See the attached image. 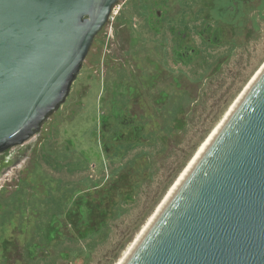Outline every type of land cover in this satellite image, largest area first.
Returning <instances> with one entry per match:
<instances>
[{"label": "rangeland", "instance_id": "obj_1", "mask_svg": "<svg viewBox=\"0 0 264 264\" xmlns=\"http://www.w3.org/2000/svg\"><path fill=\"white\" fill-rule=\"evenodd\" d=\"M161 2L155 30L144 13ZM263 68L264 0H118L0 175V264H115ZM80 199L108 212L84 238L67 213Z\"/></svg>", "mask_w": 264, "mask_h": 264}, {"label": "water", "instance_id": "obj_2", "mask_svg": "<svg viewBox=\"0 0 264 264\" xmlns=\"http://www.w3.org/2000/svg\"><path fill=\"white\" fill-rule=\"evenodd\" d=\"M117 0H0V154L69 94ZM124 264H264V69Z\"/></svg>", "mask_w": 264, "mask_h": 264}, {"label": "bare ground", "instance_id": "obj_3", "mask_svg": "<svg viewBox=\"0 0 264 264\" xmlns=\"http://www.w3.org/2000/svg\"><path fill=\"white\" fill-rule=\"evenodd\" d=\"M264 69V68H263ZM262 72V71H261ZM261 72L256 76L255 80L258 78V76L261 74ZM255 80L253 83L248 87L246 91L241 95L237 103L231 108V110L224 114L221 120L218 122V125L215 129V131L211 134V136L203 143V145L198 149V151L194 155V159L192 162L188 165L187 168H185L181 174L179 175L176 183L171 187V189L167 192V194L163 197L162 201L160 202L159 205L155 208L154 212L148 217L146 222L143 224L141 227L140 232H138L135 236L134 239L127 245V247L122 251L120 258L118 261H116L115 264H124L126 259L129 257L133 249L136 247L138 242L141 240L145 232L148 230L152 222L155 220L157 215L160 213L164 205L167 203L171 195L175 192V190L178 188V186L181 184V182L185 179V177L188 175V173L191 171V169L195 166V164L198 162V160L202 157V155L205 153V151L208 149V147L212 144L220 130L225 126V123L227 122L228 118L231 116V114L234 112V110L237 108L241 100L244 98V96L247 94L251 86L254 84Z\"/></svg>", "mask_w": 264, "mask_h": 264}, {"label": "trees", "instance_id": "obj_4", "mask_svg": "<svg viewBox=\"0 0 264 264\" xmlns=\"http://www.w3.org/2000/svg\"><path fill=\"white\" fill-rule=\"evenodd\" d=\"M159 6L155 5V8H159L162 11V15L161 18L163 17V10H162V2L161 3H156ZM160 18V19H161ZM159 19V20H160ZM154 20V21H153ZM156 19H152L153 22H155ZM158 20V21H159ZM110 187V186H109ZM116 187V186H115ZM114 186H112L110 188V191L115 189ZM104 188V187H103ZM108 191V190H106ZM127 196V199L131 198V193L127 192L125 194V197ZM74 204V203H73ZM77 208L75 210H73L72 208L67 211V213L70 214H75L77 213L79 215L78 220L75 225L74 228L75 230H77L78 234L84 238L89 234H92L95 232V230L93 229V227L95 228H100V226L105 223V217L107 216V210L105 209H101L98 205H90L89 203L86 204V200H82L80 199V202L77 204H74V208ZM97 218H100L99 220H96ZM79 226H83L84 229H87L84 231V233L80 232ZM58 233V226L54 227L53 229V236L56 237V234Z\"/></svg>", "mask_w": 264, "mask_h": 264}, {"label": "flooded vegetation", "instance_id": "obj_5", "mask_svg": "<svg viewBox=\"0 0 264 264\" xmlns=\"http://www.w3.org/2000/svg\"><path fill=\"white\" fill-rule=\"evenodd\" d=\"M118 1V0H117ZM117 1H116V3L113 5V7H112V12H113V9H114V7L116 6V4H117ZM140 9V8H139ZM138 9V10H139ZM136 10V9H135ZM112 12H111V14H112ZM142 12V11H141ZM145 14V19H146V21H148L150 24V27L152 28H154L155 29V27L156 26H158L159 25V23H156L155 24V22H153L152 21V19H156V21H158L160 18H161V15H162V12H161V10L159 9V8H154L153 9V13H152V10H150V11H147V12H145L144 13ZM144 18V17H143ZM108 22V21H107ZM106 25V24H105ZM104 25V26H105ZM103 26V27H104ZM149 27V28H150ZM150 28V29H151ZM103 29V28H102ZM101 29V30H102ZM100 30V31H101ZM156 30V29H155ZM100 33V32H99ZM98 33V34H99ZM97 34V35H98ZM182 37H183V34H182ZM179 54L178 55H180V60L182 61V62H184V61H187V60H189V59H191L192 57H193V54H194V48L193 47H188V46H181V47H179V52H178ZM116 88V87H115ZM115 90V89H114ZM114 93H115V91H113ZM17 148V147H16ZM19 149V148H18ZM14 148L13 149H8V150H6V151H4V152H2L1 154H0V175H2V173L4 172V170H5V168H6V166H8L7 164H8V159L13 155V153H14Z\"/></svg>", "mask_w": 264, "mask_h": 264}]
</instances>
